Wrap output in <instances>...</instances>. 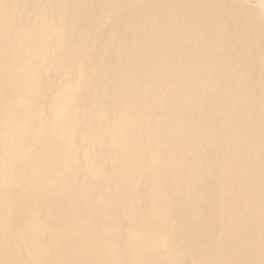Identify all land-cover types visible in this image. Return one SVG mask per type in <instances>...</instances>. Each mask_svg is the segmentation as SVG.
<instances>
[{"label": "bare ground", "instance_id": "bare-ground-1", "mask_svg": "<svg viewBox=\"0 0 264 264\" xmlns=\"http://www.w3.org/2000/svg\"><path fill=\"white\" fill-rule=\"evenodd\" d=\"M0 264H264V0H0Z\"/></svg>", "mask_w": 264, "mask_h": 264}]
</instances>
